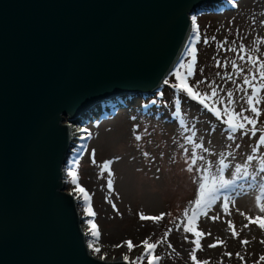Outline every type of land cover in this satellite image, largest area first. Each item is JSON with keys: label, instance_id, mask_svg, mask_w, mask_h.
Segmentation results:
<instances>
[{"label": "water", "instance_id": "obj_1", "mask_svg": "<svg viewBox=\"0 0 264 264\" xmlns=\"http://www.w3.org/2000/svg\"><path fill=\"white\" fill-rule=\"evenodd\" d=\"M222 1L0 0V264H125L85 244L62 181L67 123L108 98L151 97L190 16Z\"/></svg>", "mask_w": 264, "mask_h": 264}, {"label": "rangeland", "instance_id": "obj_2", "mask_svg": "<svg viewBox=\"0 0 264 264\" xmlns=\"http://www.w3.org/2000/svg\"><path fill=\"white\" fill-rule=\"evenodd\" d=\"M193 17L196 18L199 40H196L195 33L191 31ZM190 24L187 47L179 62L187 65L192 61V55L187 49L195 48L194 74L188 77L189 85L196 86V90L202 94H210L211 85L217 89L219 97L225 100L228 99L227 93L232 92V105H221L219 98L213 97L216 107L221 111L224 107H230L237 112L243 109L244 115H252L247 111L246 104L251 88L243 83V79L249 72L254 75L255 68L247 60H239L241 53L238 49L243 44L247 54L257 60H264V43L260 42L264 41V0H223L214 6L198 8L190 16ZM205 39L208 43H204ZM231 48L237 51H229ZM217 60L220 61L219 66ZM232 61L245 70L243 74L232 69ZM228 74L232 75L231 80L228 79ZM248 78L251 79V75ZM200 80L205 83L196 85V81ZM168 82L171 86L160 87L151 97L122 99L118 101L117 106L104 105L105 111L109 112H106V115L89 119L92 121L81 125L68 124L72 130L82 129V133L74 132L78 140L73 141L61 170L64 192L76 201L79 228L86 238L85 244L90 254L99 260L104 256L105 259L101 261L111 262L125 254L134 259L143 251L142 248H134L128 253L126 246H114L122 244L125 240L140 244L147 237H151L154 242L171 228L167 242L159 245L156 250V254L162 257L160 264H192L189 253L194 247L191 241L195 237L191 233H184L182 228L176 229V224L183 220V210L191 207L190 202L195 199L198 188L193 179L196 172L189 173L185 170L187 165L184 158L189 156L190 152H183L180 145L184 144L189 150L192 145L185 144L184 137L191 133L184 131V128L195 130L194 142H202L215 153L208 155L197 150L199 154L206 155L213 164L220 153L233 154L228 158L230 168L225 171V179H231L236 164L245 163L259 138V132L252 136L250 132L244 134V130H238L233 134L234 140H228L229 132L222 123L223 116L218 121L198 101L192 100L182 90L175 88L173 85L177 84L178 80L170 79ZM253 84L259 86L258 76ZM156 97L158 99L154 100ZM260 97L259 107L262 111L258 118V128L264 127V88L261 89ZM246 128L251 126L246 125ZM135 135H140L141 140L136 141ZM236 144L240 147L236 148ZM145 151L149 153L148 158L143 155ZM262 154L264 148L256 153L258 157ZM93 159L96 163L92 162ZM105 161H112L111 190L107 187L108 172L101 174L100 165ZM197 166H200V162ZM258 166V161H253L249 171H254ZM69 171L76 173L77 183L88 193L94 216L86 215L84 209L87 205L74 191L76 186L71 183ZM239 183L243 181H238L237 184ZM231 195L235 199V207L230 205V215L223 213L221 201H217L208 215H219L220 219L213 221L203 216L198 219V230L211 234L201 239V249L196 253L197 259L206 260L208 264H256L259 257L264 255V244L261 243L264 241V231L255 225H249L245 229L243 226L247 220L239 214L244 212L251 217L259 214L254 206L255 192L248 190L246 195L236 196L234 192ZM113 205L116 206L115 209ZM140 213L150 216L160 213L170 215L154 223L141 221ZM229 220L239 233L236 238L232 237L228 228ZM88 221L96 225L98 240L90 235ZM184 237H187V240ZM217 239L222 240L223 244L209 248L208 246L216 243ZM245 239L250 243L242 245L240 241ZM89 242H93L101 251L94 253L88 247ZM167 243L172 245L171 249L167 247ZM225 252L232 255L225 256ZM236 253L244 256V261H241Z\"/></svg>", "mask_w": 264, "mask_h": 264}, {"label": "snow or ice", "instance_id": "obj_3", "mask_svg": "<svg viewBox=\"0 0 264 264\" xmlns=\"http://www.w3.org/2000/svg\"><path fill=\"white\" fill-rule=\"evenodd\" d=\"M192 33H195L196 40L200 39V34L198 31V26L196 22V18H192ZM215 39V37H213ZM264 43V41H260ZM204 43H208V40L205 39ZM221 47H223L221 45ZM229 51H237L235 48L228 49ZM188 53L192 55V61L188 62L187 65L184 63L180 64V69H185V71L177 70L174 75L178 80V83L174 85L175 88L182 90L187 94L189 98L192 100L198 101L205 109H207L216 119L221 120L222 116L224 119L222 123L226 125L227 131L229 135L227 136L228 140H234V135L238 130H244V134L248 132L251 133L252 136H255L257 132L260 133L258 140L255 145L252 147V154L248 155L244 164H236L234 167V171L231 173V179H225V171L230 168V162L228 158L233 154L231 152L228 153H220L218 159L213 164V162L207 159L208 155H215L212 150L208 147H205L204 144L196 143L193 140V137L196 136V132L193 129L184 128V131L190 132L191 134L184 137L185 144H191L192 148L185 147L184 144H181L180 147L183 149V152L189 153L190 155L184 158V162L187 165L186 171L192 173L196 172V176L193 178L194 182L198 185L196 189V196L193 201L190 202L191 207L185 208L183 210L182 216L183 220L180 223L176 224V229L180 230L182 228L184 233H191L195 239L191 241L194 245L191 252L189 253L190 260L192 264H208V261H200L197 259V250L201 249V239L205 235H210L211 233H205L203 231H199L197 227V221L200 217H208L213 221L220 219L219 215L209 216L208 213L212 209L214 205L217 204V201H221L220 207L225 215H230V205L235 207V199L231 193H235L236 196L246 195L248 190H253L255 192L254 196V206L258 211V215L255 217H251L246 215L244 212H240L239 214L247 220V223L243 226L245 229L249 227V225H255L261 231H264V154L259 157L256 155L261 148H264V127H257L258 118L261 116V108L259 107L261 104L260 92L261 89L264 88V60H257L251 54H247L245 52V46L241 44L239 46V56L240 61L247 60L249 64H251L255 68V74L248 73L244 75L243 83L248 85L251 88V94L247 95L246 104L248 105L247 111H249L252 115H244V110L237 112L230 107H224L223 111L216 107V101H214L213 97L219 98V103L221 105H232V92H228V99L225 100L222 97H219V93L215 87L211 88L210 94H202L201 92L196 90V86H190L188 83V77L193 76L194 62H195V48L187 49ZM259 51V49H257ZM217 65H220V61H216ZM232 69L237 73H244V69L239 67L235 61L231 62ZM219 75V73H217ZM251 75V79L248 76ZM259 77L260 84L259 86L253 84V81ZM228 79H232V75L228 74ZM235 83V81H233ZM165 84L168 83L167 80L164 81ZM205 81L200 80L196 81V85L204 84ZM237 88H239V84H237ZM222 90V89H221ZM246 125H250L251 128H246ZM183 127V124H182ZM183 135V133H182ZM135 140L140 141L141 136L135 135ZM236 148H239L240 145L236 144ZM197 150H201L204 154H199ZM145 158L149 157V153L145 151L143 153ZM163 155V153H161ZM253 161H258V167L255 168L254 171H249V169L253 166ZM93 163L96 161L93 159ZM200 162V166L198 165ZM112 161H105L102 165H100L101 174L105 171L108 172V184L107 187L109 190L112 189V179H111V171L110 165ZM195 166V167H194ZM159 172L160 169H157ZM68 175L71 177V183L76 187L74 191L83 199L85 205H87L84 209L86 215L94 216L95 213L92 211L91 205L89 203L88 193L85 191L83 187H81L77 183V176L75 172L69 171ZM259 177V179H257ZM238 181H243V183L237 184ZM115 205L113 208L115 209ZM166 215H170L167 213H160L159 215L150 216L144 215L143 213L139 214V219L141 221H152L154 223H158L165 218ZM228 228L231 230V235L233 238L239 236V233L235 230L232 221H228ZM89 224V233L90 235L98 240L99 232L97 230L96 225L92 221H88ZM172 232V229L169 228L164 232L163 236L157 239L156 241H152L151 237H147L143 239L140 244H134L131 240H125L122 244H117L114 247L120 248L125 247L128 250V253H131L134 248H142L143 251L139 256L134 259L130 258L128 254H125L122 259L125 264H144L146 261L147 264H160L162 257L156 254V250L159 245L167 242V238L169 234ZM187 240V237H184ZM240 243L242 245H247L250 243L248 240H241ZM264 244V241H261ZM217 244H223L222 240L217 239L216 243L210 244L209 248H215ZM88 247L94 252L99 253L101 250L99 247H95L93 242L88 243ZM168 248H172L170 243H167ZM175 251V249H173ZM179 255V253H176ZM225 256H231V253L225 252ZM236 256L244 261V256L240 253H236ZM101 260L105 259L104 256L100 257ZM264 262V255L259 257V260L256 261V264H261Z\"/></svg>", "mask_w": 264, "mask_h": 264}, {"label": "bare ground", "instance_id": "obj_4", "mask_svg": "<svg viewBox=\"0 0 264 264\" xmlns=\"http://www.w3.org/2000/svg\"><path fill=\"white\" fill-rule=\"evenodd\" d=\"M114 101H116V99L115 98H108V99H105V100H103V101H101V102H99L97 105H95V106H93L92 107V116L93 117H91V119H97V118H99V117H101V116H103V115H106L107 113H106V111H105V108H104V104L105 103H108V102H114ZM98 106V109H96V107ZM100 106V107H99ZM86 114L88 115V112H86ZM78 119V118H77ZM76 119V120H77ZM80 123H85V122H81L80 121ZM68 124H77V123H67V128H69L68 130H69V136H70V139H72V145H73V141L74 140H78V138L77 137H75V131H77V132H80V133H82V129H80L79 128V130H76V129H74V130H72V129H70V126H68ZM81 125V124H80ZM74 126V125H73ZM120 259H122V258H120ZM123 260V259H122Z\"/></svg>", "mask_w": 264, "mask_h": 264}, {"label": "trees", "instance_id": "obj_5", "mask_svg": "<svg viewBox=\"0 0 264 264\" xmlns=\"http://www.w3.org/2000/svg\"><path fill=\"white\" fill-rule=\"evenodd\" d=\"M186 50V49H185ZM184 50V51H185ZM184 51H183V53H184ZM181 59V58H180ZM180 62V60L178 61V63H177V65L175 66V68L172 70V72H171V74L168 76V80L167 81H169L170 79H174V81H176L177 79H176V76L174 75V73L177 71V70H180V71H183L182 69H180V64L181 63H179ZM164 85H167V86H171V84H170V82H168L167 84H165L164 83ZM175 85V84H174ZM173 85V86H174ZM155 96H158V95H155ZM159 97V96H158ZM158 97H156V98H153L154 100H156V99H158Z\"/></svg>", "mask_w": 264, "mask_h": 264}]
</instances>
